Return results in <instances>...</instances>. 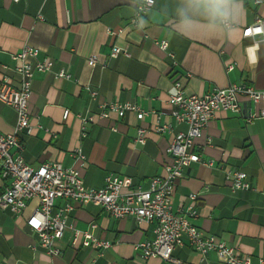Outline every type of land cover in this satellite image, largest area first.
Masks as SVG:
<instances>
[{
	"label": "crops",
	"instance_id": "1",
	"mask_svg": "<svg viewBox=\"0 0 264 264\" xmlns=\"http://www.w3.org/2000/svg\"><path fill=\"white\" fill-rule=\"evenodd\" d=\"M175 0H157L156 7L141 15L143 28L130 20L134 9L130 0H0V81L18 85L15 62L10 54L23 45L38 48V58L51 60L49 71L34 72L28 100L30 131L18 133L21 156L32 166L58 161L75 167L85 187L99 188L104 177H128L133 185L147 187L149 178L163 173L170 161L166 147L177 131V123L167 95L179 79L186 93H203L243 83L264 90V39L242 37L241 31L256 19H264V0H244V15L238 27H225L227 39H185L171 27L170 10ZM167 42L166 50L158 41ZM126 53L110 57L113 45ZM96 54L94 66L87 63ZM233 63L225 71L224 65ZM60 69L69 78L56 77ZM95 90L91 97L89 90ZM129 102L146 111L141 119L125 112L117 117L94 116L101 104ZM242 112L258 110L241 97ZM68 115L63 117V111ZM150 111L158 116L153 115ZM92 115L84 123L81 116ZM16 121L14 110L0 102V132L10 133ZM169 123L171 132L158 133L155 124ZM146 129L144 143L134 141L136 129ZM201 162H192L175 181L172 207L193 205L192 220L205 234L234 246L253 259L264 257V118L246 123L240 113L216 111L202 135L194 141ZM80 148L84 160L73 151ZM211 161L207 166L204 162ZM247 174L250 189L232 191L223 178L224 170ZM7 178H0V192ZM195 194L194 201L189 195ZM63 199L55 200L60 207ZM34 201L22 215L0 209V264H226L213 252L205 262L188 244L174 247L172 259L142 258L134 245L154 238V222L137 223L133 217L115 218L89 201L73 204L68 223L109 242L101 253L90 246L70 244L66 229L57 242L58 255H48L37 235L24 222ZM94 225L93 227L91 225Z\"/></svg>",
	"mask_w": 264,
	"mask_h": 264
},
{
	"label": "built area",
	"instance_id": "2",
	"mask_svg": "<svg viewBox=\"0 0 264 264\" xmlns=\"http://www.w3.org/2000/svg\"><path fill=\"white\" fill-rule=\"evenodd\" d=\"M18 1V0H13ZM263 0H255L261 2ZM143 14V13H141ZM135 24L136 12L130 20ZM226 24L224 27H230ZM242 37L261 36L264 39V19H256L241 31ZM161 49L166 50L167 42L158 41ZM126 53L125 48L113 45L109 56ZM39 50L31 45H23L10 56L15 62L14 71L18 75V85L12 86L8 80L0 81V102L10 106L16 115L13 130L10 133L0 132V178H7L4 190L0 192V209H7L14 215H22L29 202L34 201L31 211L25 216V225L38 237V244L48 255H58L60 247L57 242L68 229L72 233L70 244L77 242L90 246L101 253L109 247V242L92 235L88 230H80L68 223L67 215L73 204L89 201L99 206L106 214L115 218L133 217L137 223L154 222V238L134 245L141 257H158L169 261L174 247L188 244L205 262V256L213 252L216 258L226 264H264V257L253 259L250 255L240 253L234 246L218 239L214 235L205 234L194 223L197 211L193 205L172 207V194L175 181L182 175L184 167L192 162H201L200 154L195 150V139L200 137L208 120L218 111L240 113L246 123L255 118H264V90L252 85L231 83L225 88H213L200 94L186 93L179 79L172 82L167 101L173 106L171 115L177 123H184L185 130L173 133L166 152L170 161L163 166L161 175L149 178L148 186L133 185L128 177L107 174L103 185L99 188L85 187L81 181L79 170L75 167H64L58 161L40 163L36 166L27 164L21 156L22 143L18 133L30 131L28 100L31 94V82L34 72L49 71L52 65L46 57L38 58ZM98 62L96 54L87 58V63L94 66ZM233 63L224 65L225 71L233 68ZM55 76L69 78V73L60 69ZM87 89L91 97L96 91ZM244 97L253 104L262 103L258 110L242 112L240 98ZM125 112L134 113L141 119L146 111L129 102L109 101L99 107L94 116L108 118L111 114L121 117ZM153 115L158 116L154 111ZM68 110L63 111V117ZM92 115L81 116L84 135V123L91 121ZM158 133L171 132L169 123L155 124ZM146 129L138 126L134 141L144 143ZM76 160H84L80 148L73 151ZM211 166L212 162H204ZM223 178L229 183L232 191L250 189L247 174L241 170H224ZM194 201L195 194H190ZM63 199L60 207H55L56 199ZM94 226L93 224L91 225ZM88 264H94V260ZM204 264H207L206 262Z\"/></svg>",
	"mask_w": 264,
	"mask_h": 264
},
{
	"label": "clouds",
	"instance_id": "3",
	"mask_svg": "<svg viewBox=\"0 0 264 264\" xmlns=\"http://www.w3.org/2000/svg\"><path fill=\"white\" fill-rule=\"evenodd\" d=\"M156 2L130 0L139 28L148 22L141 13L152 11ZM170 14L172 30L182 38L227 39L229 34L224 26L238 27L244 15V0H175Z\"/></svg>",
	"mask_w": 264,
	"mask_h": 264
}]
</instances>
